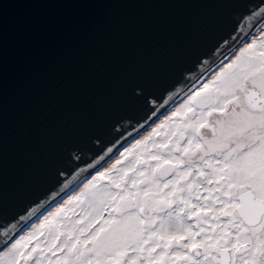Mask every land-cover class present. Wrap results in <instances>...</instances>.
<instances>
[{
	"label": "snow or ice",
	"instance_id": "snow-or-ice-1",
	"mask_svg": "<svg viewBox=\"0 0 264 264\" xmlns=\"http://www.w3.org/2000/svg\"><path fill=\"white\" fill-rule=\"evenodd\" d=\"M247 20L255 38L205 53L179 106L146 100L150 131L110 166L57 171L59 191L0 225V264H264V7Z\"/></svg>",
	"mask_w": 264,
	"mask_h": 264
},
{
	"label": "water",
	"instance_id": "water-1",
	"mask_svg": "<svg viewBox=\"0 0 264 264\" xmlns=\"http://www.w3.org/2000/svg\"><path fill=\"white\" fill-rule=\"evenodd\" d=\"M3 2L0 225L59 191L57 171L75 167L79 183L91 171L80 168L114 157L109 148L147 128L154 105L146 100L176 103L177 90L202 71L198 60L218 44L216 56L228 55L224 39L239 37L234 50L247 42L255 32L247 17L264 7L261 0Z\"/></svg>",
	"mask_w": 264,
	"mask_h": 264
},
{
	"label": "rangeland",
	"instance_id": "rangeland-1",
	"mask_svg": "<svg viewBox=\"0 0 264 264\" xmlns=\"http://www.w3.org/2000/svg\"><path fill=\"white\" fill-rule=\"evenodd\" d=\"M250 37V36H249ZM252 38L254 37V36H251ZM247 42H249V41H247ZM240 46H242V44L240 45ZM239 46V47H240ZM238 47V48H239ZM237 48V49H238ZM182 102V99L177 103V104H175V105H173V106H179V103H181ZM172 106V107H173ZM164 114H168L167 112L166 113H164ZM163 117L161 116V119H162ZM156 123H159V120H156ZM152 126L154 127L155 126V124H152ZM150 130V128H146L145 130H143L140 134H138V136L137 137H135V139H141L144 135H147V133H148V131ZM129 142H134L133 141V139L131 140V141H129ZM126 146H129V144H126ZM123 150V149H122ZM115 158H118V154L117 155H115L114 157H112L111 159H109V161H107V162H105L104 164H102V166L100 167L101 168V170H102V168L103 167H108V166H110V164L114 161V159ZM88 178V177H87ZM84 181V180H83ZM81 187L83 186L82 184L80 185ZM75 191H79V188H75ZM69 194H74V192H72V191H70V192H68ZM66 199H68V195H65L64 196V198H62V200L59 202V203H63V201L64 200H66ZM59 206V204H55V205H53V206H51L50 208H48L47 209V211H54L55 210V208L56 207H58ZM47 211H45L43 214L44 215H47ZM69 215H71V213H69ZM43 217L41 216V219H42ZM32 223H39V220H35L34 222H32Z\"/></svg>",
	"mask_w": 264,
	"mask_h": 264
},
{
	"label": "trees",
	"instance_id": "trees-1",
	"mask_svg": "<svg viewBox=\"0 0 264 264\" xmlns=\"http://www.w3.org/2000/svg\"><path fill=\"white\" fill-rule=\"evenodd\" d=\"M182 99V97L180 98V99H178L177 101H176V103L175 104H177L180 100ZM174 104V105H175ZM94 174V173H93ZM87 179H90V177L89 178H87ZM85 182H86V180H85Z\"/></svg>",
	"mask_w": 264,
	"mask_h": 264
},
{
	"label": "flooded vegetation",
	"instance_id": "flooded-vegetation-1",
	"mask_svg": "<svg viewBox=\"0 0 264 264\" xmlns=\"http://www.w3.org/2000/svg\"><path fill=\"white\" fill-rule=\"evenodd\" d=\"M253 38H255V37H253ZM251 39H252V37L250 36V37L248 38V41L251 42ZM149 131H150V130H149Z\"/></svg>",
	"mask_w": 264,
	"mask_h": 264
},
{
	"label": "bare ground",
	"instance_id": "bare-ground-1",
	"mask_svg": "<svg viewBox=\"0 0 264 264\" xmlns=\"http://www.w3.org/2000/svg\"><path fill=\"white\" fill-rule=\"evenodd\" d=\"M248 41V40H247Z\"/></svg>",
	"mask_w": 264,
	"mask_h": 264
},
{
	"label": "clouds",
	"instance_id": "clouds-1",
	"mask_svg": "<svg viewBox=\"0 0 264 264\" xmlns=\"http://www.w3.org/2000/svg\"><path fill=\"white\" fill-rule=\"evenodd\" d=\"M60 202V201H59Z\"/></svg>",
	"mask_w": 264,
	"mask_h": 264
}]
</instances>
